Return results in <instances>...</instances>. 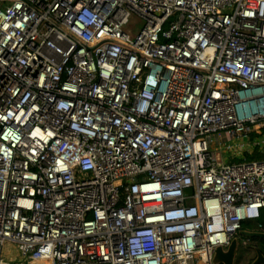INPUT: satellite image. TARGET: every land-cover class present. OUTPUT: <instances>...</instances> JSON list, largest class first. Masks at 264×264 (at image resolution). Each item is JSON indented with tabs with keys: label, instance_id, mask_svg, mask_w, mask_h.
Instances as JSON below:
<instances>
[{
	"label": "built area",
	"instance_id": "1",
	"mask_svg": "<svg viewBox=\"0 0 264 264\" xmlns=\"http://www.w3.org/2000/svg\"><path fill=\"white\" fill-rule=\"evenodd\" d=\"M263 138L264 0H0V264H212Z\"/></svg>",
	"mask_w": 264,
	"mask_h": 264
},
{
	"label": "water",
	"instance_id": "2",
	"mask_svg": "<svg viewBox=\"0 0 264 264\" xmlns=\"http://www.w3.org/2000/svg\"><path fill=\"white\" fill-rule=\"evenodd\" d=\"M192 194V189H186L184 191L185 196ZM242 239L259 240L264 242V231L252 232L249 230H241L238 232L237 236L234 237L230 245L227 248L218 247L214 251L212 258V264H235L236 255L239 254L241 249L240 242ZM253 253H255V258L249 264H264V254L261 249L257 246L253 247Z\"/></svg>",
	"mask_w": 264,
	"mask_h": 264
},
{
	"label": "rangeland",
	"instance_id": "3",
	"mask_svg": "<svg viewBox=\"0 0 264 264\" xmlns=\"http://www.w3.org/2000/svg\"><path fill=\"white\" fill-rule=\"evenodd\" d=\"M142 27V23L141 21L136 18L133 17L130 20L129 25L125 28V30L129 33L131 38H134L135 33ZM212 139V150L213 151H217V152H221L223 154L222 158H226V156H228L227 153L224 152V149L227 148L228 145H230L231 141H229L228 139H226L225 137H223L222 139H215L214 137L211 138ZM217 143L219 145H217ZM90 177V174H80L77 173V180L78 181H84L85 179H88ZM264 217V210H262V218ZM259 221H248V222H244L243 223V227H247L250 226L254 223H258ZM241 246V243H240ZM9 248L13 249L14 247L10 246ZM6 252V251H5ZM241 255L240 259L238 260V264H249L253 259H254V253L249 251H245V249L241 246V249L239 250V255ZM5 258V255H4Z\"/></svg>",
	"mask_w": 264,
	"mask_h": 264
},
{
	"label": "crops",
	"instance_id": "4",
	"mask_svg": "<svg viewBox=\"0 0 264 264\" xmlns=\"http://www.w3.org/2000/svg\"><path fill=\"white\" fill-rule=\"evenodd\" d=\"M212 144H213V142H212ZM225 153L228 154V156H226V158H225V160H227V161L241 162L245 158L243 150H231L228 152L225 151ZM5 251H6L5 252V258H4L5 261L13 263V264H21L17 260V253L15 251H13L9 247L6 248Z\"/></svg>",
	"mask_w": 264,
	"mask_h": 264
},
{
	"label": "flooded vegetation",
	"instance_id": "5",
	"mask_svg": "<svg viewBox=\"0 0 264 264\" xmlns=\"http://www.w3.org/2000/svg\"><path fill=\"white\" fill-rule=\"evenodd\" d=\"M241 230H249V231H252V232H260L259 229H258L257 223H254V224H252L250 226H247V227H243L242 226ZM241 241H243V240H241ZM244 241H245V244L242 245V247L245 249V251L253 252V250H252L253 247L257 246V247H259L261 249V251L264 254V242L256 240V239H254V240L249 239V240H244ZM241 255L242 254H240V255L237 254L236 255L235 264H238V260L240 259ZM254 258H255V253H254Z\"/></svg>",
	"mask_w": 264,
	"mask_h": 264
},
{
	"label": "trees",
	"instance_id": "6",
	"mask_svg": "<svg viewBox=\"0 0 264 264\" xmlns=\"http://www.w3.org/2000/svg\"><path fill=\"white\" fill-rule=\"evenodd\" d=\"M244 156H245V158H244L245 161L260 160L263 157V155L260 152H258V147L253 148L252 150H250L248 152H244ZM261 222H262V219H260L259 223H261ZM242 226H243V224H242Z\"/></svg>",
	"mask_w": 264,
	"mask_h": 264
},
{
	"label": "clouds",
	"instance_id": "7",
	"mask_svg": "<svg viewBox=\"0 0 264 264\" xmlns=\"http://www.w3.org/2000/svg\"><path fill=\"white\" fill-rule=\"evenodd\" d=\"M261 218H262V217H261ZM261 218H260V219H261ZM260 219L257 220V221H260ZM263 221H264V217H263V219H262V222H263ZM262 222H261V223H262ZM259 224H260V223L258 222L257 226H258ZM242 240L244 241V240H247V239H242ZM243 241L240 242V243H241V246H242V242H243Z\"/></svg>",
	"mask_w": 264,
	"mask_h": 264
},
{
	"label": "bare ground",
	"instance_id": "8",
	"mask_svg": "<svg viewBox=\"0 0 264 264\" xmlns=\"http://www.w3.org/2000/svg\"><path fill=\"white\" fill-rule=\"evenodd\" d=\"M263 140H264V138H263ZM263 151H264V147H263Z\"/></svg>",
	"mask_w": 264,
	"mask_h": 264
}]
</instances>
